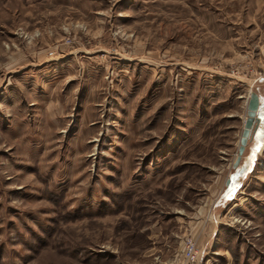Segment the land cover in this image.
Listing matches in <instances>:
<instances>
[{
	"label": "rangeland",
	"instance_id": "374dc122",
	"mask_svg": "<svg viewBox=\"0 0 264 264\" xmlns=\"http://www.w3.org/2000/svg\"><path fill=\"white\" fill-rule=\"evenodd\" d=\"M186 239L264 264V0H0V264H187Z\"/></svg>",
	"mask_w": 264,
	"mask_h": 264
},
{
	"label": "water",
	"instance_id": "95a60500",
	"mask_svg": "<svg viewBox=\"0 0 264 264\" xmlns=\"http://www.w3.org/2000/svg\"><path fill=\"white\" fill-rule=\"evenodd\" d=\"M260 110H261V103L259 100V96L257 95V93L251 92L249 94V98L246 105L247 118L245 120L244 127L239 140L237 157L232 165L233 169H236L240 163L241 157L245 150V146L247 144V139L251 138L253 132H255L257 127L259 126L260 119L258 117V114Z\"/></svg>",
	"mask_w": 264,
	"mask_h": 264
},
{
	"label": "built area",
	"instance_id": "2783aa9c",
	"mask_svg": "<svg viewBox=\"0 0 264 264\" xmlns=\"http://www.w3.org/2000/svg\"><path fill=\"white\" fill-rule=\"evenodd\" d=\"M183 257L187 264H199L198 252L194 242L191 239H186L183 246Z\"/></svg>",
	"mask_w": 264,
	"mask_h": 264
},
{
	"label": "bare ground",
	"instance_id": "6f19581e",
	"mask_svg": "<svg viewBox=\"0 0 264 264\" xmlns=\"http://www.w3.org/2000/svg\"><path fill=\"white\" fill-rule=\"evenodd\" d=\"M251 92H252V91H251ZM251 92H250V93H251ZM248 141H249V138L247 139V144H248ZM247 144H246V146H247ZM246 146H245V147H246ZM241 158H242V157H241Z\"/></svg>",
	"mask_w": 264,
	"mask_h": 264
}]
</instances>
